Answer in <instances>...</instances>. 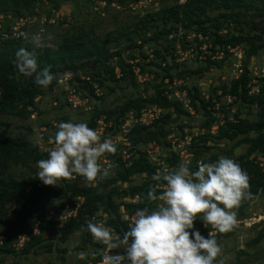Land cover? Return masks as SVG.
<instances>
[{
  "label": "trees",
  "instance_id": "trees-1",
  "mask_svg": "<svg viewBox=\"0 0 264 264\" xmlns=\"http://www.w3.org/2000/svg\"><path fill=\"white\" fill-rule=\"evenodd\" d=\"M130 1L133 0H0V15L3 16V24H6L3 27L5 30L19 18H54L53 14L61 10L66 2L82 3L88 9L87 14L93 16L96 13L91 10L92 7H99L104 3L102 9L98 10L106 12V15L111 12L110 19L115 25L113 31L97 34L94 23L70 24L66 18H56L54 24L49 25L46 21L43 23L46 28L44 34L38 35V25L33 23V26H24L23 38L0 40V264L5 262L6 257L26 258L30 254L37 255L42 249L48 253L55 241L65 242L74 232L80 233L76 249L91 246L102 250L103 246L86 230V221L95 223L100 219L99 214L105 213L104 224L114 232L122 234L128 226L122 220L123 211L120 209H124V214H132L145 207L150 211L154 210L156 201L147 200V191L153 183H163L152 179L159 167L139 152L129 164L118 163L109 179L97 177L93 181H87L72 174L58 180L57 185H45L36 178V161L47 158V154L23 136L11 137L6 134L3 128L7 123L2 122V115L27 119L36 111V99L45 94V89L51 91L58 76L65 72L72 75V86L86 90V95L91 97H95L93 88L85 77L99 87L105 85L108 94L122 89L117 85L126 80L134 85V96L131 94L132 96L124 98L110 110H99V105L95 104L93 115L84 123L93 128L96 117L105 114L117 125L126 112L140 114L149 106L161 108L164 112L158 120L150 126H135L129 136L134 146L149 142L159 145L166 166L174 170L180 162L179 156L171 151L167 136L171 130L176 133L181 130V121L188 118V113L178 102L170 101L162 94V80L165 77L187 78L197 72L204 73L212 65L208 61V65L203 68L188 70L185 65L174 62L176 42L181 49L188 48L190 43H187L186 37L191 34L195 36L191 43L197 41L196 36L200 35L212 45L213 51L215 47L226 45L242 46L244 71L238 80L231 81L228 86H219L222 95L229 93L236 97L232 104H238L240 108L231 118L225 115L221 125L207 109L214 97L219 100L215 94L216 88H212L209 99L205 100L200 97L196 86H181L180 89L186 90L195 113L206 117L199 128L209 130L211 126L217 125L214 135L205 133L191 142L188 150L189 168L194 171L198 162L211 163L221 155L229 157L249 177V196L246 199L264 194V171L256 162L258 156L264 159V78L259 79L258 95L249 96L246 88L250 79L248 63L251 58L264 51V0H184L181 4L178 0H173L157 10L146 9L136 13L127 9ZM112 4L122 8L119 13L125 14L123 20L117 21L118 11L114 10ZM34 34L44 38V46L35 49L38 66L49 67L54 77L46 87L35 84L34 77L25 76L16 68V51L21 47L33 50L31 37ZM149 47L152 48L153 58L146 62L148 56L144 48L150 49ZM126 59H138L136 65L140 67L141 73H155L151 81L143 84L147 94L150 82L158 80L157 84H152V93L145 96L139 94L132 65ZM173 67L181 68L175 76L170 73ZM107 79L112 82L110 85L105 83ZM103 98L104 96L99 100ZM241 107H246V115L255 107L256 118L250 120L248 116L242 117ZM192 119L189 117L187 120L190 123ZM41 125L53 128L49 123ZM44 138L50 139L49 136ZM221 143L225 145L220 149L217 146ZM240 145H246L245 152L234 156L233 150ZM212 149L215 152L210 153ZM135 175H143L139 184H129L119 189L114 186L116 182L130 183V178ZM160 191L156 190V194ZM135 196L137 198L132 202ZM116 198L124 201L116 203ZM51 199L60 201L55 207L56 211L64 209L65 206L67 209H76L60 226L55 217L49 215ZM239 218L247 217L242 213ZM202 224L197 219L194 221V228L201 235L207 236ZM255 228V236L246 245L259 244L255 253L260 255V252L264 253V249L260 250V243L264 241V221L257 223ZM220 234L222 233L216 232L215 238ZM223 234L228 236L230 231ZM23 235L25 239L19 245ZM240 255L250 257L244 250H238V257ZM100 256L101 252H96L92 258L93 263ZM244 261L247 262L246 259H239L238 264Z\"/></svg>",
  "mask_w": 264,
  "mask_h": 264
},
{
  "label": "clouds",
  "instance_id": "clouds-1",
  "mask_svg": "<svg viewBox=\"0 0 264 264\" xmlns=\"http://www.w3.org/2000/svg\"><path fill=\"white\" fill-rule=\"evenodd\" d=\"M31 43L33 50L21 47L16 51V68L46 87L54 77L49 67L38 66L35 51L44 46V38L34 34ZM56 129L49 139L54 147L47 158L36 161V178L45 185H57L72 174L87 181L108 176L110 166L102 167L99 161L105 153L116 151L111 140L101 141L86 123L61 121ZM152 179L163 183L148 189L147 200L160 201L159 205L151 211L137 209L122 234L103 223L86 221V230L106 249L100 264H223L217 260L222 249L213 232L201 235L194 221L219 233L231 231L237 223L235 209L249 196L247 173L236 161L221 155L211 163L198 162L194 171L186 161ZM161 186L162 192L156 194V187ZM117 249L122 251H113ZM83 256L81 253L80 258Z\"/></svg>",
  "mask_w": 264,
  "mask_h": 264
},
{
  "label": "rangeland",
  "instance_id": "rangeland-1",
  "mask_svg": "<svg viewBox=\"0 0 264 264\" xmlns=\"http://www.w3.org/2000/svg\"><path fill=\"white\" fill-rule=\"evenodd\" d=\"M135 0L130 1V3H133ZM173 0H151V6L148 9L157 10L160 8L163 4H170ZM184 0H178V3H183ZM96 6V5H95ZM95 6L92 7V11ZM114 7V6H113ZM96 10L98 7H95ZM87 8L83 7L82 3L73 4L70 2H66L61 10L58 12H55L52 17L60 20L61 18H66L68 21H70V24H82V23H94L96 25V33L102 34L105 32H110L115 29V25L113 24V21L110 19V15L112 14L109 12V14L103 11H94L96 13L95 16L92 14H87ZM115 11H118L116 14L117 21H121L125 18L124 13H119L122 11L121 9H114ZM141 9H136L134 13L139 12ZM90 11V10H89ZM99 14V15H98ZM52 18V19H54ZM45 17H40L35 22H28L27 25L31 26L33 23L35 25H38V35L44 34L46 28L43 26V22ZM56 20V19H54ZM33 24V25H34ZM32 25V26H33ZM50 25V24H49ZM67 25V24H66ZM65 25V26H66ZM29 28V27H28ZM180 34V33H179ZM178 34V35H179ZM192 35V34H191ZM191 35L187 36V43L188 48L191 46ZM42 36V35H41ZM179 44L176 42L175 45ZM197 44L202 45V42H199L198 40L195 41V45ZM207 45L210 43H206ZM150 49L144 48L145 52H149L151 54V47ZM188 48L184 49L187 50ZM184 50L179 48V45L175 47V54H178V62L182 61V58L184 57L185 53H182ZM126 52L123 53V56H125ZM146 54V53H145ZM180 54V55H179ZM168 56V55H167ZM175 56V55H174ZM190 57V56H189ZM115 60V58H114ZM127 60V59H126ZM128 61V60H127ZM175 62V61H174ZM183 62V61H182ZM129 63V61H128ZM176 63V62H175ZM220 63V64H219ZM225 63V62H224ZM176 64H183L188 68V70H195L196 68H203L208 65V63L205 61L204 63H196L193 59H186L184 63H176ZM210 66H208V69L202 72H197L195 74H192L191 76L187 78H182L176 76L177 79L183 80V86H196L198 84L200 87H203L207 89L208 92L212 90V88H217L222 84H227L230 79H228L227 73H226V65L222 64L221 62H211ZM256 66L258 68H264V51L260 52L256 57L251 58L248 66ZM181 68L173 67L170 70V73L175 76L178 70ZM155 76V73H153V77ZM84 78V77H82ZM223 78V79H222ZM105 83L107 85H110L112 82L107 79ZM212 81V85L210 84ZM111 82V83H110ZM149 82V81H147ZM154 82V81H153ZM153 82H150V86L147 89V94L152 93V84ZM158 80L154 82V84H157ZM118 84V83H117ZM138 86V91L141 96L147 95L144 92L145 83L139 84L136 83ZM212 86L209 88V86ZM133 86L131 82L124 81L117 85V87H121L122 89H116L114 93L108 94L107 88L105 85L101 87L102 91V97L104 96L103 100H97L94 101L92 99H89V102H87L84 106L80 107V109H70L66 107L62 101V99L59 96V104L56 106L53 105L54 99L58 98V89L56 90H48L45 89V94L40 96L36 99V111L30 115L27 119H21L20 117H13L8 115H2V122L7 123V126L3 128L4 132L11 137L14 136H23L26 139L30 140L33 144H35L38 148L41 149V151L46 150V140L45 136L52 137L55 134L56 127L50 128L45 125H41L42 123H49L55 122L56 126L61 121H71L73 123H84L85 121L89 120V118L93 115V106L95 104L99 105V110L106 109L110 110L113 109L117 104L122 102L124 98L130 97V95H133ZM181 87V86H180ZM209 88V89H208ZM131 95V96H132ZM134 96V95H133ZM101 97V98H102ZM221 102V112H219L218 117H221L222 114L225 116L227 115L229 118L236 112L239 108L238 104H232L228 103L223 98H220L219 100ZM150 107V106H149ZM241 110H243L242 117L248 116L250 120L256 118V111L257 109L255 107H252L250 109V114L246 115V107H241ZM164 112V111H162ZM206 119L205 116L201 113H196L193 117V119L190 121V123L194 126L200 127V124L202 121ZM50 126V125H49ZM53 126V125H52ZM43 127L45 128V131H43ZM55 128V129H54ZM217 131V130H216ZM215 131V132H216ZM215 132L212 134L214 135ZM130 137V136H129ZM225 144L221 143L217 147L223 148ZM147 144L137 146V149L140 153H142L141 150H144L146 148ZM246 145H240L236 149L233 150L234 156H238L240 154H243L245 152ZM138 152V153H139ZM215 152V149H212L210 153ZM209 153V154H210ZM208 156V154H207ZM137 155L134 157L136 158ZM160 158H164V154H161L159 156ZM156 159L158 157H155ZM183 162L186 160L182 158ZM162 163V161H160ZM178 165L175 167L177 168ZM115 168L111 171H109V174L105 178L101 179H109L113 176L115 172ZM166 167H164L162 170L157 171V174H164L166 171ZM170 168L167 169L169 172ZM38 171V170H37ZM143 175H135L130 178V183H123L120 184L119 182H116L114 184L115 187L122 188L129 184H139L142 181ZM81 184V182H79ZM81 200V199H80ZM124 201V199H121ZM120 199L116 198L115 202L118 203L121 201ZM245 201H241L238 208L235 209L236 211V219L237 223L230 231V234L228 236H224V234H220L219 237L216 239L218 244L221 246L222 252L221 255L217 257V260H222L223 264H238L239 259L245 260L242 264H264V253L260 255H257L255 251L259 249V244L257 246H247L246 242L249 241L251 238L255 236L256 228L255 225L259 223L260 221H264L262 219L264 217V194H259L251 199H244ZM128 201V200H127ZM60 203L57 199H51L49 202L48 210L49 215L54 216L55 220L58 222V226H60L69 215H73L75 212L74 209H67V206L64 207L62 210L56 211L55 207ZM121 210V209H120ZM123 209V213H124ZM244 214L245 219H240L239 215ZM261 217V218H260ZM248 218H253L249 220ZM211 232L214 233V230L210 228V225L203 226L202 228H205ZM208 234V233H207ZM214 235V234H213ZM80 241V233L74 232L72 233L68 239L65 242L55 241L53 243V247L51 251L46 253L43 249L38 251L37 255H28L25 257H14V258H7L5 259L4 263L1 264H94L92 261V258L95 257L96 252H101L100 249L88 246L86 249H76L77 244ZM260 250L264 249V241L260 243ZM238 250H244L245 254L248 253L250 257L245 255H240L238 257ZM113 251H122V249H117ZM81 253L84 254L83 258L81 259Z\"/></svg>",
  "mask_w": 264,
  "mask_h": 264
},
{
  "label": "built area",
  "instance_id": "built-area-1",
  "mask_svg": "<svg viewBox=\"0 0 264 264\" xmlns=\"http://www.w3.org/2000/svg\"><path fill=\"white\" fill-rule=\"evenodd\" d=\"M103 5L104 3H101L98 9L100 8L102 9ZM112 6H114L116 9H121L119 6H116L115 4H112ZM150 6H151V0H135L133 3H129L127 5V9L130 10L131 12H134L136 9L146 10ZM95 7L93 8L95 9L94 11H99L98 9L96 10ZM2 19H3V16L0 15V40L2 39L6 40V39H12V38H23L24 37V31H23L24 26H26L28 22L37 21L36 18L34 17L19 18L13 24H10L9 28L5 30L3 27L6 24L5 23L3 24ZM54 19L52 18L44 19V22L46 21L48 24H54L55 22ZM196 37L199 42H202V45L196 46L195 42L192 41L191 46L187 50H184L182 52V53H185L184 57L182 58L183 62L182 61L178 62L177 59L179 56L177 53L175 54L174 61L176 63H184L186 59H193L196 63H204L205 61L206 62L208 61L209 62H221L222 64L226 65V73H227L228 79H230L227 84H222V85L228 86L231 81L238 80L241 77L244 71L243 70L244 49L242 48V46L226 45L221 48L215 47V51H213L212 45L206 44L208 41H206L207 39L205 37H202L200 35H197ZM190 38H191L190 40H192L193 38H195V36L191 35ZM177 45H179V48L181 49L180 44H177ZM145 53L148 56L145 59V61L148 62L152 60L153 55L149 54V52H145ZM137 61L138 59L129 61V63L132 65V73L135 76L136 82L139 84H143L147 81H151L154 78L153 73H148V72L141 73L140 67L136 65ZM248 71L250 74V79L246 84L247 94L249 96L258 95L259 79L264 78V68H258L256 66L252 67L250 65L248 66ZM71 78H72V75L69 72H65L61 74L60 76H58L56 83L53 87V90L58 89L57 92L60 95L66 107L76 110V109H80V107L84 106L87 102H89V97L91 96H89V94L86 95L87 94L86 90L84 89L81 90V89H78L72 86L70 82ZM85 79L88 80L89 83H91L92 88H93V94L95 97H91V99L93 101L95 99L99 100V98L102 97V91L100 89L101 87H99L95 82H92L91 80H89L87 77H85ZM162 84L164 87L162 94L166 96L168 100L178 102L182 106V108L188 113V118L189 117L193 118L196 113H195L193 106L190 105L187 92L185 89H180L181 88L180 86L184 85L183 80L182 79L179 80L176 77H173L171 79L165 77L162 80ZM210 84L212 85V81ZM211 85L209 86V88L212 87ZM196 87L200 91V97L204 98L205 100H208L210 97L211 91L208 92L207 89L200 87L198 84H196ZM215 94L216 96L219 97V100L220 98H223L228 103H232L234 100H236V97L229 93L222 95L220 87L216 88ZM219 100L214 97L211 101L212 104L207 109L211 111L212 115L215 116L219 120L218 124L221 125L223 123L224 115L222 114L221 117H218L219 112H221V109H220L221 102ZM57 104H58V101L55 100L53 102V105L56 106ZM162 111L163 110L161 108L155 107V106H151V107H147L143 109L140 112V114H136L133 111H129L125 113V115L118 122L117 125L113 123L112 119L107 118L105 114H99L95 119V125L92 129H94L97 132L101 141L107 138L111 140L116 146L115 152L105 153L100 158L99 162L101 163V166L102 167L110 166L109 171H111L113 167H116L118 165V163H121L124 165L129 164V162H131L134 159V157L138 155V152H139L137 149V146H134L132 144L130 137H129V133L135 126H150L153 122H155L156 120L160 118L161 114L163 113ZM188 118L182 119L181 121L182 128L178 133L171 130V132L167 136V140L170 145L171 151H173L179 156V161H180L179 164L183 163L182 158L186 159L184 162L186 161L190 162L188 150L193 140L197 139L201 135H204L205 133H209L210 135H212L217 130V125L211 126L209 130L194 126L188 122L187 120ZM51 125H53L52 127H56L54 126L55 122H52ZM43 129H44L43 131H45L44 127ZM45 140H46L45 141L46 150H43L41 152H44L45 154H47L54 147V144L49 143V139L48 140L45 139ZM141 151L151 163L159 167L158 171L166 167L164 158L162 159L159 157L161 154H163L162 149L156 143L154 142L147 143L146 148ZM155 157H158V158L156 159ZM117 159H119V161H117ZM160 161H162V163H160ZM256 162L259 164L260 167L263 168V171H264V167H263L264 159L258 156L256 158ZM167 169L168 167L165 170L166 172H168ZM172 170L173 168H170L169 171H172ZM156 185L158 184L153 183L152 187H155ZM160 185H162V183H160ZM156 190H161L160 191L161 193L163 188L162 186L156 187ZM136 198L137 196L133 198L132 202H134ZM159 203L160 201H156L155 208L159 205ZM74 210L76 209L74 208ZM121 210L123 211V208H121ZM133 216H134V213L132 214L123 213L122 215V220L126 222L128 227L130 225V222ZM99 217L100 219L96 220L95 223L104 224L106 214L100 213ZM248 219L251 220L253 218H248ZM262 219H264V217ZM210 228L214 230L213 234H216L217 231L212 226H210ZM203 229L206 230V234H207L208 230L206 229V227ZM24 239L25 238L23 235V237L20 238L19 245L23 242ZM101 245L103 246L101 252L105 251L106 250L105 246L103 244ZM100 259H101V256H100ZM100 259L94 264H100Z\"/></svg>",
  "mask_w": 264,
  "mask_h": 264
}]
</instances>
